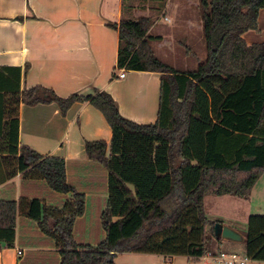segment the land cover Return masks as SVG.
<instances>
[{"label": "trees", "instance_id": "16d2710c", "mask_svg": "<svg viewBox=\"0 0 264 264\" xmlns=\"http://www.w3.org/2000/svg\"><path fill=\"white\" fill-rule=\"evenodd\" d=\"M200 7L207 58L187 73L156 57L149 18L108 24L119 33L118 70L161 74L155 124L123 117L107 92L62 98L37 86L14 96L11 107L56 103L65 115L81 102L106 118L110 155L105 141L85 144L88 158L108 171V202L101 216L106 237L97 245L77 244L74 226L85 214V196L68 184L63 159L28 147L19 151L18 114L10 108L11 151L20 152L22 171L31 168L25 177L72 197L61 208L46 207L37 198L0 199V247L14 248L21 215L54 240L59 264H116L117 254L124 253L195 261L213 255L211 241H223L215 235V225L222 222L206 217L205 198L249 199L264 173V44L247 45L243 39L258 29L264 0H200ZM243 237L247 258L264 262V215L248 218Z\"/></svg>", "mask_w": 264, "mask_h": 264}, {"label": "crops", "instance_id": "0c3cea01", "mask_svg": "<svg viewBox=\"0 0 264 264\" xmlns=\"http://www.w3.org/2000/svg\"><path fill=\"white\" fill-rule=\"evenodd\" d=\"M141 18L151 20L148 35L154 38L150 42L154 54L175 71L190 72L179 70L172 60L195 56L193 44L201 46L199 59L207 58L200 0H0V199L19 202L37 198L46 207L61 208L72 197L52 191L42 180L25 177L31 168L20 169V152L13 154L10 138L5 137L11 121L8 109L14 108L19 120V151L28 147L42 156L63 159L68 184L85 196V214L74 226L78 245H97L106 237L101 216L108 202V171L88 158L85 144L105 141L109 156L111 127L89 103H75L63 115L56 103L29 106L21 102L11 107L9 102L12 95L37 86L52 89L62 98L107 92L123 117L138 124H155L161 74L127 71L120 78L119 33L108 27ZM161 28L166 32H155ZM243 39L247 45L264 44V9L259 13L258 29L246 32ZM29 220L18 215L17 223L33 227L37 242H23L17 233L14 248L0 247V264H26L33 252L46 254L45 260L58 254L54 240ZM80 235L92 241L77 239ZM225 243L216 244L220 252ZM17 250H22L23 256H18ZM59 262L58 258L55 264Z\"/></svg>", "mask_w": 264, "mask_h": 264}, {"label": "rangeland", "instance_id": "374dc122", "mask_svg": "<svg viewBox=\"0 0 264 264\" xmlns=\"http://www.w3.org/2000/svg\"><path fill=\"white\" fill-rule=\"evenodd\" d=\"M160 14L162 11H159ZM158 14V15H160ZM162 24H165L162 22ZM167 26L170 24H166ZM155 32H161L165 33V28H161ZM205 44V41H204ZM192 47V45H191ZM194 51L196 54L195 56L190 55L187 60H184L182 58L173 59L172 63L175 65L176 68L179 70H189V71H195L198 69L199 65L201 63L205 62L206 58H203V60L199 59L201 57V49L200 45L198 46L197 43L193 44ZM203 51L206 52V44L205 48H203ZM119 74V71H117ZM127 74V71H125V75ZM14 98V95H12V98L10 99V104H12L11 100ZM9 117L10 110H9ZM10 125L6 126V134L5 137H9L10 132ZM10 140V139H8ZM205 208H206V217L213 221H220L224 226H227L229 228H232L236 230L238 233H240L242 236H245L248 229V217L251 215H264V173L261 175L257 183L252 189L251 196L249 201L246 199H242L239 197L234 196H223V197H217V196H208L205 200ZM29 222H33L29 220ZM93 223V221H91ZM31 226H34V222L30 223ZM36 224V223H35ZM234 227V228H233ZM33 228V227H32ZM28 223H17V233L20 236L21 241L26 243H35L37 242L36 238L37 235L32 231V229ZM38 227L35 226L34 230H36ZM210 230V229H209ZM77 239H86V241H92V238H89V236H82L80 235ZM101 239L103 238H99ZM225 247L221 248L222 252L224 253H234L238 255L242 260L246 261V264H264V262H255L251 261L247 258L246 255V247L245 244L242 243H234V242H226ZM211 250L213 255L220 252V249L215 244V241H211ZM43 253H29L27 256V263L26 264H55V262L60 260L59 254H52L50 255V260H45ZM48 256V255H47ZM49 261V263H48ZM116 264H224V263H218L215 262L212 259H204L200 261H191L187 257L184 256H177V257H159L156 255L151 256H145L142 254H136V253H124V254H118L115 260Z\"/></svg>", "mask_w": 264, "mask_h": 264}, {"label": "water", "instance_id": "95a60500", "mask_svg": "<svg viewBox=\"0 0 264 264\" xmlns=\"http://www.w3.org/2000/svg\"><path fill=\"white\" fill-rule=\"evenodd\" d=\"M215 235L218 239H222L225 242L244 243V237L236 230L217 223L215 225Z\"/></svg>", "mask_w": 264, "mask_h": 264}, {"label": "built area", "instance_id": "2783aa9c", "mask_svg": "<svg viewBox=\"0 0 264 264\" xmlns=\"http://www.w3.org/2000/svg\"><path fill=\"white\" fill-rule=\"evenodd\" d=\"M125 77V70H122L120 73V78ZM18 256H23V251L22 250H17ZM206 259H212L215 262L218 263H224V264H246L245 260H242L238 255L234 253H221L219 255H211L209 254L208 256L205 257Z\"/></svg>", "mask_w": 264, "mask_h": 264}]
</instances>
